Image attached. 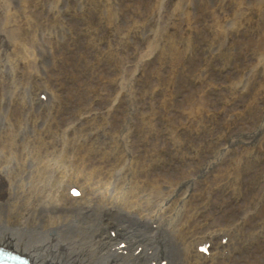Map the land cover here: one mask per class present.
Listing matches in <instances>:
<instances>
[{"label":"bare ground","instance_id":"obj_1","mask_svg":"<svg viewBox=\"0 0 264 264\" xmlns=\"http://www.w3.org/2000/svg\"><path fill=\"white\" fill-rule=\"evenodd\" d=\"M217 1L222 2L195 0L192 12L184 7L183 0H177L173 9L162 12L164 4L159 0L157 5L148 9L147 14L159 29L164 30L176 26V22L184 16L188 17L187 23L191 26L198 13H210L219 20L216 21V30L200 35L221 45L227 44L230 38L227 25L247 20L245 15L251 13L254 4L264 5V0H236L231 8L232 15L228 17L225 10L217 9ZM142 4V0H135L120 6L122 22L113 29L123 32L133 23L140 22L138 15L142 13ZM22 9L30 14L35 24L47 19L43 13L23 8L18 0H3L0 4V43L11 38L17 42L18 51L25 49L32 55L37 52L36 57L47 56L42 72V79H45L53 70L51 61L55 63L57 58L53 48H48L51 56L44 52L54 43L42 35L38 36V40L33 39L34 29L26 28L17 21L16 15ZM221 15L225 23L220 22ZM261 22L263 26L257 39L249 37L247 40L256 41L264 54V18ZM158 31L156 37L164 38L163 31ZM235 47L233 45L231 49ZM123 48H115L123 96L114 99L96 96L86 106L78 97L70 98L58 110V117L62 119L58 120V125L50 119L52 110L49 104L54 105L60 102L59 99L31 101V105L26 109L20 108L15 112L17 116H13L8 108L4 110L13 102L12 98H0V243L22 251L35 263L46 264H236L237 260L232 261L231 258L232 247L240 245L243 238L257 243L261 235L264 237L263 211L258 212L261 213L260 222L256 226H247L248 222L253 225L248 218L257 214L258 202L262 201L264 193L253 194L247 190L236 217L226 220L223 225L220 221L216 222L220 213L209 202L210 189L206 187L207 193L201 194V198L190 190L197 177L195 169H201L200 173L204 175L206 168L203 170L201 164L191 169L187 168V164L181 177L175 181L163 182L156 165L149 171L145 170V164L158 161L157 147L152 149L153 155H149L147 145H143L142 152L139 147L135 149L128 145L127 137L133 129L135 111L145 105L147 99L134 93L125 98L123 86L137 81V72L147 69V57L152 52L150 48L136 45L132 49L136 59L131 60L127 55L129 52ZM77 56L85 61L81 51ZM191 61H197V58L193 56ZM61 63H64L63 59ZM180 63L181 55L174 52L169 59L164 58L154 72L159 76L166 72L173 75ZM38 65L35 60L26 62L23 73L27 74L28 69ZM129 65L132 75L127 73ZM15 70V78L20 80L22 75ZM98 70L88 77L102 75L103 69ZM244 72L245 69H241L238 74ZM71 76L77 79L76 82H80L78 78L82 79L81 76ZM239 81L244 80L240 78ZM262 82L264 84V80ZM52 89L58 91L56 86ZM262 97L264 95L251 94L257 103ZM98 100H106L102 103L104 109L96 108ZM149 102L156 113L154 100ZM37 103L44 104L45 110H40L41 105ZM206 104H211L209 98L199 92L184 110L191 115L201 111ZM254 108L257 107L253 103L247 108L250 120L259 118L252 112ZM261 108H257L259 110H255V114L262 115V119L258 120L262 121V126H257V123L252 130L238 133L229 140V145L237 139L255 143L264 138V113ZM6 121L14 131L7 127ZM113 121L116 126L112 129ZM150 125L156 132L155 118ZM24 129L27 130L22 134ZM245 136L248 139H244ZM110 139H113L112 145L108 143ZM132 144L138 146L135 141ZM208 163L207 168L214 165V160ZM72 189L78 193H71ZM239 234L243 238L236 237ZM257 247L261 246L257 245L249 251L246 249L242 255L258 254Z\"/></svg>","mask_w":264,"mask_h":264},{"label":"rangeland","instance_id":"obj_2","mask_svg":"<svg viewBox=\"0 0 264 264\" xmlns=\"http://www.w3.org/2000/svg\"><path fill=\"white\" fill-rule=\"evenodd\" d=\"M142 1V13L138 15L140 22L133 23L128 30L118 33L113 27L122 22L120 6L135 0H18L23 8L43 13L47 17L42 23L40 21L35 24L30 14L23 9L16 15L18 22L23 23L26 28L34 29L33 39L38 40V36L42 35L41 37L54 43L44 53L51 56L49 49L53 48L57 59L55 63L51 61L53 70L42 79L47 56L36 57L37 52L32 55L25 49L18 51L17 42L11 38L0 43V98L8 96L13 100L4 110L8 108L9 114L17 116L15 112L20 108L26 109L32 104L31 101L59 99L60 102L49 104L52 110L50 119L58 125V120H62L58 117V110L70 98L78 97L86 106L96 96L106 99L123 96L120 92L119 68H116L118 60L115 48L127 49L131 60L136 59L132 50L136 45L144 49L150 48L152 53L147 57V69L137 72L136 82L125 83L123 86L125 98L129 93H134L135 96L147 99L146 104L135 111L137 115L131 126L133 129L128 133V145L135 149L139 147L142 152L143 145H147L149 155H153L152 149L157 147L158 161L145 164V170L149 171L156 165L163 182L178 180L187 164L188 169L196 168L198 164H201L203 170L206 168L204 175H201V169H195L197 177L190 190L195 192L197 198H201V194L207 193L208 187L211 195L209 202L220 213L216 222L220 221L225 225L226 220H233L237 210L243 206L247 190L253 194L264 193V138L255 143H244L237 139L229 145V140L238 133L252 130L257 123V126H262V121H258L262 119V115L255 114V110L262 107L260 110L264 113V97L257 103L251 98V94L254 92L260 97L264 95V54L256 41L247 39L255 37L256 40L260 35L264 5L254 4L251 13L245 15L247 17L244 19L247 20L227 25L229 41L227 44L217 45L213 39L200 35L214 33L216 30V21L219 20L210 13H198L191 26L187 23L188 17L184 16L176 22V26L162 30L147 14L148 9L157 5L159 0ZM162 1V12L173 9L177 3V0ZM183 1L185 8L191 11L194 9L195 0ZM2 3L3 0H0V4ZM235 3L236 0H222L217 1L216 6L219 11L223 9L225 15L229 14L228 17H231V8ZM220 17V22L225 23L223 15ZM158 30L163 31L164 38L156 37ZM233 45H236L235 49H231ZM80 51L84 53L85 61L77 56ZM174 52L182 57V63L174 74L166 72L159 76L155 73L154 68L161 66L164 58L169 59ZM193 56L197 61L190 62ZM62 59L64 63H61ZM30 60H35L39 65L32 68L33 71L28 69L27 74L23 73L26 62ZM15 68L22 75L20 80L15 78ZM99 68L103 69L102 75L88 77L93 75V71L98 72ZM127 68V73L132 75L130 65ZM241 69H245V72L238 74ZM70 74L77 78L81 76L82 79L78 78L80 82H76L77 79L74 80ZM240 78L244 81L240 82ZM173 79L176 83H172ZM55 86L58 91L52 89ZM199 92L204 93L211 104H206L201 111L190 115L184 109ZM87 96L89 98L86 100ZM149 100H154L156 113ZM105 101L98 100L96 108L104 109L102 103ZM252 103L257 107L252 112L259 118L250 120L247 108ZM37 104L41 105L40 110H45L44 104ZM152 118L156 120V132L150 125ZM6 125L14 131L8 121ZM115 126L113 121L112 129ZM21 127L24 125L21 124ZM26 130H21L22 134ZM55 137L51 139L52 145L55 144ZM244 139H248V136ZM132 141L138 146L133 145ZM108 143L112 145L113 139L108 140ZM212 160L214 165L207 168L208 162ZM150 163L153 164L152 167L149 166ZM237 164L240 166L237 167ZM258 203L257 214L248 218L253 225L248 222L247 226H256L260 222L261 213L258 212H264V198ZM224 209L225 212L222 213ZM259 238L257 243H247L241 239L240 245L230 250L232 261L236 259V264H264V237L261 235ZM257 245L261 246L257 247L258 254L242 255L243 251L254 249Z\"/></svg>","mask_w":264,"mask_h":264}]
</instances>
